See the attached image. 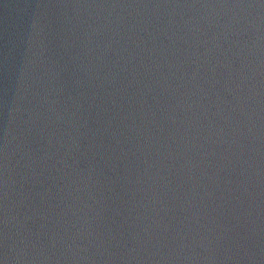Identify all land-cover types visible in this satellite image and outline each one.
Returning <instances> with one entry per match:
<instances>
[{
	"label": "water",
	"instance_id": "95a60500",
	"mask_svg": "<svg viewBox=\"0 0 264 264\" xmlns=\"http://www.w3.org/2000/svg\"><path fill=\"white\" fill-rule=\"evenodd\" d=\"M0 264H264V0H0Z\"/></svg>",
	"mask_w": 264,
	"mask_h": 264
}]
</instances>
